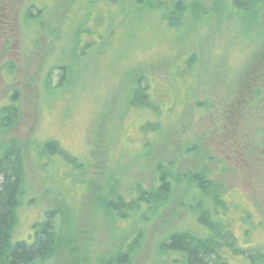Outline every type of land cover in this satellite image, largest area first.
<instances>
[{"label":"rangeland","instance_id":"rangeland-1","mask_svg":"<svg viewBox=\"0 0 264 264\" xmlns=\"http://www.w3.org/2000/svg\"><path fill=\"white\" fill-rule=\"evenodd\" d=\"M186 1L190 13L182 28L170 27L151 0L117 6L0 0V107L11 104L13 91L19 106L12 125L0 131V149L15 140L25 146V198L14 240L27 239L44 212L62 206L61 226L74 249L60 250L51 264H108L139 230L140 246L129 264H170L161 249L165 238L198 234L201 227L189 185L179 182L144 217L115 220L108 201L130 199L137 183L153 190L156 165L173 158L181 159V172L197 171L205 158L212 172L221 168L216 181L244 195L235 199L239 206L231 217L241 216L233 220L238 245L264 252V6L238 17L220 2L203 14L201 7L215 0ZM191 52L197 53L195 74L180 77L181 83L175 72L189 70ZM9 61L16 64L14 78L3 74ZM64 71L68 78L60 83ZM144 74L155 80L152 100L166 105L160 118L129 105L134 81ZM236 95H244L249 107L239 126L240 115L227 107ZM205 98L209 110H197ZM148 118L161 119L162 127L143 146L138 128ZM52 140L75 163H85L86 172L67 159L44 160L42 148ZM193 144L200 156L180 157L178 151Z\"/></svg>","mask_w":264,"mask_h":264},{"label":"trees","instance_id":"trees-1","mask_svg":"<svg viewBox=\"0 0 264 264\" xmlns=\"http://www.w3.org/2000/svg\"><path fill=\"white\" fill-rule=\"evenodd\" d=\"M101 1L117 6L125 0ZM135 1L139 3L144 1L145 3L146 0ZM151 1L155 11L163 10L164 20L170 27L184 28L187 25L191 5L187 4L186 0ZM217 3L223 5L222 9L226 14L236 11L238 17H242L245 13L258 11L264 6V0H215L210 5H203L201 12L209 14L218 10ZM27 17L29 21L33 20L30 12ZM196 59L197 53L191 52L185 61V67L189 70H182L180 67L175 75L179 78L193 76L196 70ZM16 69L15 62L9 61L3 68V74L7 78L13 77L16 74ZM66 74L62 76L60 83L68 78ZM183 80L180 78L181 83ZM177 81L179 80L177 79ZM154 83L155 80L145 74L138 76L134 81L129 105L132 110H148L160 118V115L166 111V105L162 106L152 100ZM234 98L227 104V107L235 108L237 115H240L237 119L239 126L241 115L244 116V111L249 107L244 104L246 100L244 95L242 99H238L237 95ZM10 101V105L0 107V131L7 130L12 125L11 122L15 121L18 116L19 106L16 91L11 93ZM209 102L210 100L205 98L195 104V107L197 110L207 111ZM248 105L251 106V101H248ZM161 127V119L149 120L148 118L140 124L138 130L143 135L142 145L146 146L149 142L151 143L153 137L161 131ZM24 149L23 143L16 140L9 146L0 149V264H51L60 250H64L70 245V250L74 249V241L70 242L65 237L61 226L64 225L66 215L62 206L44 212V217L40 221L34 222L27 239L14 240L19 208L25 198L23 192ZM178 152H180V157L200 156V151L195 144L182 148ZM42 154L44 160L56 158L61 162V159H67L69 163H73L71 165H74L75 169L79 170L78 172L83 173L87 170L85 169L86 164L75 163L76 160L57 140L47 142L42 148ZM180 162V158H173L162 160L156 165V185L153 190H148L143 184L137 183L133 191L134 195L130 199L121 196L115 200H109L108 206L113 212L115 220H125L129 217L139 216V214L144 217L150 214V210H154L169 199L179 182H184L189 185L193 193L192 203L194 206L192 208L201 227L198 234L182 231L171 233L165 238L161 249L170 259V264H234L233 259H242L244 262L246 261L245 264H258V260L260 256H264V252L259 253L258 249H251L248 245L243 247L238 245L233 222L237 218L241 219V216L231 219L237 213L235 211L238 210V196L243 197L244 195L236 189H229L216 181L214 174L221 168L216 167L214 172L209 170L206 165L211 162L210 158L201 159L197 171L181 172ZM42 164L44 166L45 162ZM246 216L250 217L248 213ZM58 217L60 221L57 220ZM140 236L141 230L124 244L116 257L108 264H129L140 246Z\"/></svg>","mask_w":264,"mask_h":264}]
</instances>
